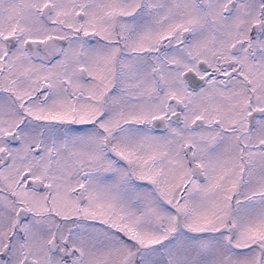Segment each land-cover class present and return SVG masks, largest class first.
Segmentation results:
<instances>
[{
    "label": "snow or ice",
    "instance_id": "snow-or-ice-1",
    "mask_svg": "<svg viewBox=\"0 0 264 264\" xmlns=\"http://www.w3.org/2000/svg\"><path fill=\"white\" fill-rule=\"evenodd\" d=\"M0 264H264V0H0Z\"/></svg>",
    "mask_w": 264,
    "mask_h": 264
}]
</instances>
